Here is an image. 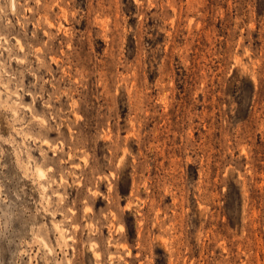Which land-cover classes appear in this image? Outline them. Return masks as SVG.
<instances>
[{
	"label": "rangeland",
	"instance_id": "374dc122",
	"mask_svg": "<svg viewBox=\"0 0 264 264\" xmlns=\"http://www.w3.org/2000/svg\"><path fill=\"white\" fill-rule=\"evenodd\" d=\"M0 264H264V0H0Z\"/></svg>",
	"mask_w": 264,
	"mask_h": 264
}]
</instances>
